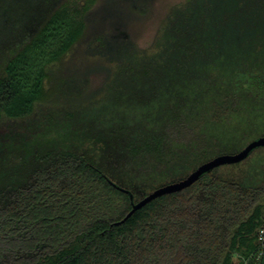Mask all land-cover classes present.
<instances>
[{
  "label": "trees",
  "instance_id": "16d2710c",
  "mask_svg": "<svg viewBox=\"0 0 264 264\" xmlns=\"http://www.w3.org/2000/svg\"><path fill=\"white\" fill-rule=\"evenodd\" d=\"M150 2L0 0V264H264V146L117 223L264 136V0H186L148 51L125 21ZM83 40L108 74L79 104L52 68Z\"/></svg>",
  "mask_w": 264,
  "mask_h": 264
},
{
  "label": "rangeland",
  "instance_id": "374dc122",
  "mask_svg": "<svg viewBox=\"0 0 264 264\" xmlns=\"http://www.w3.org/2000/svg\"><path fill=\"white\" fill-rule=\"evenodd\" d=\"M74 3H82L85 0H72ZM186 0H151L149 7L143 13L133 14L128 16L125 21V29L130 33L131 37L137 42L140 48L151 51L157 33L166 19L170 9L178 4L185 2ZM122 6L126 10H130L131 4L127 1H123ZM120 4V5H121ZM103 7V0H96L94 10ZM129 12V11H128ZM86 41L83 40L78 43L74 49L63 59L61 63H58L52 68V79L54 86L48 84L49 96L46 100V105L57 106L55 103L64 104L65 98L60 96V90L57 91L55 87L60 79L65 77H75L87 84L85 98L83 101H78L79 104L87 103L91 98L97 96L100 93L101 87L106 80L108 74L105 68V62L86 54ZM59 88V87H58ZM54 104V105H53ZM6 127L0 124V133L5 131ZM264 150V149H263ZM263 150H255L240 165L229 167V165L220 166L221 171H234L238 172L247 167L251 158L257 157L263 153Z\"/></svg>",
  "mask_w": 264,
  "mask_h": 264
},
{
  "label": "water",
  "instance_id": "95a60500",
  "mask_svg": "<svg viewBox=\"0 0 264 264\" xmlns=\"http://www.w3.org/2000/svg\"><path fill=\"white\" fill-rule=\"evenodd\" d=\"M261 146H264V136L253 139L237 153H226L213 157L212 159L200 164L184 179L162 185L147 193L144 197L134 203L131 211L117 223L126 221L136 210L140 209L150 201L162 195L177 192L191 186L207 171L223 165L234 164L245 160L254 149Z\"/></svg>",
  "mask_w": 264,
  "mask_h": 264
},
{
  "label": "built area",
  "instance_id": "2783aa9c",
  "mask_svg": "<svg viewBox=\"0 0 264 264\" xmlns=\"http://www.w3.org/2000/svg\"><path fill=\"white\" fill-rule=\"evenodd\" d=\"M259 237L261 241L264 240V227H262V229L260 230Z\"/></svg>",
  "mask_w": 264,
  "mask_h": 264
}]
</instances>
